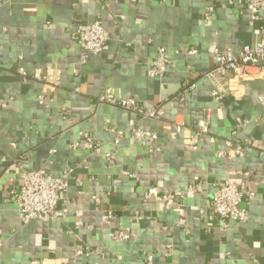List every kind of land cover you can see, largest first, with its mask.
Returning <instances> with one entry per match:
<instances>
[{
    "label": "crops",
    "instance_id": "0c3cea01",
    "mask_svg": "<svg viewBox=\"0 0 264 264\" xmlns=\"http://www.w3.org/2000/svg\"><path fill=\"white\" fill-rule=\"evenodd\" d=\"M93 21L103 25L109 40L101 53H87L79 64L80 47L71 32ZM254 42L247 12L227 0H15L3 5L0 264L35 259L143 264L146 253L153 255L152 264H264V103L257 99L264 79L228 71L230 91L215 101L214 83L206 76L215 66V48L236 52ZM161 48L169 69L150 78L146 69ZM188 49L197 53L187 55ZM37 67L43 69L42 79L32 76ZM104 89L144 107L160 104L164 114L141 118L98 103ZM205 110L211 113L208 131L192 144L188 135ZM132 125L156 133L160 150L150 154L147 141L131 139ZM88 138L95 149L88 147ZM244 140L249 145L236 153ZM106 153H112L113 164H107ZM66 166L74 168L64 196L67 212L59 202L50 220L22 221L14 194L23 174L42 169L58 175ZM127 170L138 178L124 176ZM221 180L244 183L255 192L248 220L226 229L208 208ZM190 185L201 190L188 191ZM154 186L174 196L176 204L156 200ZM146 192L151 198L143 202ZM181 218L184 226L178 224ZM119 230L127 239L118 238ZM77 249L91 252L74 258Z\"/></svg>",
    "mask_w": 264,
    "mask_h": 264
},
{
    "label": "built area",
    "instance_id": "2783aa9c",
    "mask_svg": "<svg viewBox=\"0 0 264 264\" xmlns=\"http://www.w3.org/2000/svg\"><path fill=\"white\" fill-rule=\"evenodd\" d=\"M15 0H0V8L7 4L10 5ZM229 4L236 3L243 6L248 14V26L255 36L253 44L243 45L236 52L230 48L213 50L215 66L212 70L206 73V76L213 81V89L211 97L215 101H220L225 93V90L230 91L231 79L227 78V72L233 71L237 75L260 76L264 79V0H227ZM209 11L213 7H208ZM71 38L79 45L80 55L79 64L86 62V54H99L109 40L107 30L99 21L91 23H80L75 26L71 32ZM196 49H188L185 51L187 55H195ZM169 69V61L165 55V49L161 48L159 54L151 60L146 69V75L150 78L163 76ZM34 79L43 78V69L37 67L32 74ZM225 83V84H224ZM226 85L227 88L222 86ZM192 86V85H190ZM183 99V97H180ZM259 102L264 103V92L257 96ZM98 103H106L111 106L120 108L127 112L133 113L141 118L158 119L164 114L163 106L158 104L151 107H144L133 98L116 97L110 89H104L97 97ZM39 103L44 104V98L39 96ZM5 106V103H1ZM211 121V113L209 110L203 112V116L198 121L193 132L189 133L188 141L192 144H197L200 137L207 133ZM247 123L246 120L239 123L241 127ZM129 137L136 141H147V152L157 153L160 147L157 146L158 136L154 132H148L132 125L128 131ZM87 145L90 149H95L96 144H93L90 138L87 139ZM118 140H115L117 143ZM249 145V141H243L235 148L236 153H240L244 146ZM218 154L223 156L224 151H219ZM108 165L113 164L114 157L112 153L105 155ZM74 168L66 166L58 175L46 173L42 169H31L26 171L21 177L19 190L14 194L15 205L19 218L26 222L30 220L48 221L56 214V207L59 202H62V212L68 210V200L64 197L69 186V180L73 177ZM248 175V172L245 173ZM124 176L132 179H137L138 174L134 171L127 170ZM117 181V180H116ZM156 193L155 199L161 201L165 206H173L176 204V199L172 195L160 194L157 186L152 187ZM188 191L198 192L201 186H188ZM255 196L253 190H247L244 183L236 184L228 180H221L214 184V192L208 203V208L217 217L221 223V228L226 229L231 223L241 225L249 218V202ZM151 198V193L146 192L143 195V202H148ZM199 214L204 216L205 209L200 208ZM110 218H114L112 215ZM141 217H136L140 220ZM179 225H185V219L181 218L178 221ZM127 235L119 230L118 238L120 240L127 239ZM170 249V246H168ZM90 250L77 249L74 252V258L83 254H89ZM153 255L146 253L143 264H152ZM31 264H59L57 261H40L32 260Z\"/></svg>",
    "mask_w": 264,
    "mask_h": 264
}]
</instances>
